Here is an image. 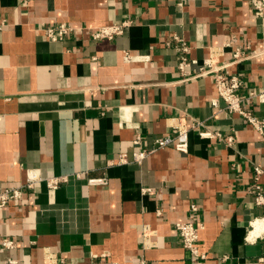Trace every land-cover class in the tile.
Wrapping results in <instances>:
<instances>
[{
  "label": "crops",
  "instance_id": "1",
  "mask_svg": "<svg viewBox=\"0 0 264 264\" xmlns=\"http://www.w3.org/2000/svg\"><path fill=\"white\" fill-rule=\"evenodd\" d=\"M252 1L0 0V194L28 170L69 176L0 207V264H186L175 224L190 217L206 264H264V208L252 187L258 166L264 192V134L211 105L212 76L190 78L214 57L242 80V107L264 118V104L248 98L264 88V11L256 16ZM122 22L112 39L91 37ZM60 24L69 35L48 40L43 28ZM175 37L193 62L184 75ZM179 123L186 154L168 147L131 162L136 136L137 148L152 149ZM101 177L106 186L87 182Z\"/></svg>",
  "mask_w": 264,
  "mask_h": 264
},
{
  "label": "built area",
  "instance_id": "2",
  "mask_svg": "<svg viewBox=\"0 0 264 264\" xmlns=\"http://www.w3.org/2000/svg\"><path fill=\"white\" fill-rule=\"evenodd\" d=\"M252 7L255 11L256 16H261L264 11V0H253ZM126 27V23L122 22L120 24H111L107 26H100L95 31L91 32V37L94 40L107 38L112 39L117 35L122 34L123 29ZM71 32V28L65 25H56V26H45L43 28V33L45 37L50 41H57L62 38H65ZM177 44L175 45V50L180 55V60L177 65L178 71L184 75L186 69L190 68L193 64L189 60L187 54L189 52V47L182 40L176 38ZM264 56V52L261 53ZM241 53L236 50L233 54V58L237 61L240 58ZM224 66L218 65L215 61V58L209 56L204 60L196 72L190 78H197L203 76H212L213 77V86L217 92V98L212 100L211 105L214 108L218 107V101L223 103V110L228 115H239L245 122L250 125L254 130L259 134H264V118L257 117L252 112L245 110L242 107V97L239 94V91L242 87V80L237 75H228L223 72ZM249 99H252L256 104H264V88L259 90H253L249 92ZM188 133L189 129L186 127V124L179 123L176 126V134L174 137L164 136L159 137L154 140V146L152 149L141 150L137 148L140 142V137L136 136L133 144L136 146V150L131 153V162L140 163L142 160L147 158L152 152L156 150H161L164 148H173L175 151L186 154L188 151ZM200 136L207 138H218L221 139L222 136L219 133L204 132L200 133ZM223 140L228 144L233 140L231 136L223 138ZM127 154H121L118 162H127ZM254 171V195L253 201L254 204L258 207L264 208V192L261 190V187L258 183L259 176L263 173V169L256 166L253 169ZM82 174H74L73 178H80ZM69 180V176H57V177H48L42 178L40 173L37 170H28L24 183L15 188H10L5 190L0 194V207L3 206L7 201L17 200L22 197L24 189H32L35 184L39 182H44L48 189H56L62 183H65ZM87 182L90 186H106L107 178H88ZM189 210L194 212L196 211V206L191 203L189 204ZM264 220V216L262 217ZM202 226L196 225L193 223L192 218H188L183 222H178L175 224V229L178 233V236L181 240L183 248L188 252V259L186 264H206L207 256L204 252L199 249L198 246V236L199 231ZM147 230L143 231V235L146 236ZM2 247L4 249H11L14 247L12 240L8 238L2 239ZM46 259L52 260L50 254H46ZM260 260H264V250L262 252ZM143 261H140L137 264H143ZM7 264H22L18 260L8 259ZM55 264H69L64 260H59ZM115 264V263H113Z\"/></svg>",
  "mask_w": 264,
  "mask_h": 264
}]
</instances>
